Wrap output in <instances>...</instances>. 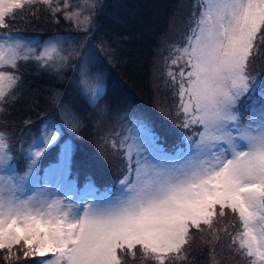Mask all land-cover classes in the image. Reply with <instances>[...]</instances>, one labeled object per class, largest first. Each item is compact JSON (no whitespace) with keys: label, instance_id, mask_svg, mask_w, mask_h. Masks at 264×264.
Returning a JSON list of instances; mask_svg holds the SVG:
<instances>
[{"label":"snow or ice","instance_id":"1","mask_svg":"<svg viewBox=\"0 0 264 264\" xmlns=\"http://www.w3.org/2000/svg\"><path fill=\"white\" fill-rule=\"evenodd\" d=\"M53 3L0 0V28L26 7L44 5L55 16L62 9ZM68 7L65 3L64 18L87 33L91 19L80 20L83 12ZM95 7L96 0L86 5ZM192 9L164 82L178 97L180 126L192 130L181 138L187 147L169 154L149 117L122 113L117 119L133 127L118 143L110 142L113 152L122 153V178L103 191L89 181L86 205L53 198L51 185L30 188L28 177L46 151L58 148V162L50 165L59 181L56 191L60 185L75 190L68 173L77 146L65 126L68 133L84 126L81 102L97 109L102 120L107 115L108 107L99 104L106 92L104 73H92L105 67L102 49L74 48L63 55L56 42L36 55L23 41L0 42V118L16 103L14 90H23L20 63L34 61L58 73L70 58L80 60L76 96L50 98L60 126L29 146L23 175L13 167L20 159L13 157V134L0 125V252L7 264H19L14 249L25 262L40 257L34 264H194L188 256L197 238L211 246V264L233 256L264 264V73L254 74L257 62L264 66V0H195ZM47 127L42 122L41 133ZM229 215L233 221L225 223ZM225 239L230 255L218 260L216 249Z\"/></svg>","mask_w":264,"mask_h":264},{"label":"trees","instance_id":"2","mask_svg":"<svg viewBox=\"0 0 264 264\" xmlns=\"http://www.w3.org/2000/svg\"><path fill=\"white\" fill-rule=\"evenodd\" d=\"M89 2L59 0L56 3L54 0L53 7L62 9L55 16L44 11V5H36L31 10L26 7L17 10L14 18H6L9 26L3 29L30 38L40 48L42 43L62 37L68 46L61 49L63 55H68L74 48L81 51L84 48L91 51L90 46L102 49L100 55L105 67L92 68V73H104L106 92L99 104L108 107L107 115L102 120L97 109L81 102L84 126L73 133H68L65 126V132L77 146L72 153L71 175L80 184L91 178L96 185L106 188L122 177L123 161L119 159L122 153L113 152L110 147V142L128 123L117 119L122 113L140 112L149 117L161 137V144L170 145L183 135L175 115L178 97L173 96L164 82L169 50L178 33L185 28L192 9L189 10L191 0H96V7L88 10ZM65 3L69 5L68 12H83L80 20L91 19L87 33L82 31L83 25L78 28L75 20L64 18ZM79 63L78 57H72L58 73L51 67L41 68L34 61L20 63L18 71L23 76V90L19 87L14 90L18 99L8 109L10 114L0 118V125L6 126L16 143L34 139L42 129V122L59 121L50 98L56 93H64V99L75 98L80 79ZM254 68V74L264 73L260 62ZM247 117L244 113V118ZM54 156H58V148L46 151L43 158L48 163L56 159ZM231 221L233 217L229 215L225 223ZM222 243L224 247L216 249L218 260L230 255L228 241L225 239ZM14 251L21 258L19 264L32 261L25 262L23 253L19 249ZM210 252L211 246L202 245L197 238L191 245L188 259L194 264H211ZM4 254L0 252V264H7L3 260ZM237 261L247 264L246 260L236 256L225 260L224 264H237Z\"/></svg>","mask_w":264,"mask_h":264},{"label":"rangeland","instance_id":"3","mask_svg":"<svg viewBox=\"0 0 264 264\" xmlns=\"http://www.w3.org/2000/svg\"><path fill=\"white\" fill-rule=\"evenodd\" d=\"M194 2H195V0H191V2L189 3V10L192 9V5H193ZM191 12L192 11H190V13ZM184 25H185V23L183 24V26ZM183 35H184V29H181V31L178 33L176 38L173 40V42H174L177 39L176 42L173 44L174 46H181V47L183 46V43H184V41H182V36ZM9 39L23 41L26 46H29V47L35 49V54L36 55L37 54L39 55V53L44 50L43 47H45V46H47L49 44L59 42L58 43V47L60 49H62V48H64V45L67 42L66 39H64L62 37H57V38L49 40L48 42L42 43L43 44V47H42L43 49H42V48L38 47L37 45H35L32 42L31 39L30 40H23L22 38H20L19 34H17L15 31H10V34H7L5 39L0 37V42L6 41V40H9ZM65 47H68V46L65 45ZM172 58H173V51H172V49H170L169 50V54H168V62H170V60ZM3 70L4 71H8V72L14 71L13 69H11L9 67H5ZM165 78H166V76H165ZM47 125H48L47 129L43 133H41L36 139H34L29 145L26 146L25 151H26L27 157H28L29 146L33 145L34 141H39L41 135H43L44 137H47V136L51 135L53 133V131H54V128L56 126H60L59 122L55 121V120H49L47 122ZM132 127L133 126L131 124H129V123L125 124V127L122 128L119 131L120 133L117 136V138L115 139V141H117V140L120 141L124 136L128 135L129 134V129H131ZM132 134L135 135L136 134L135 131H133ZM130 142L131 141H129V143ZM35 150H39V149L36 148L35 146H33L32 147V151H35ZM50 165H52V164H50ZM50 165L45 166L42 169L41 162L39 160L38 165L36 166V168L33 170V172L28 177L29 187L31 188V187L39 186L41 188H45L47 185H51V187H48L47 190L53 196V198L65 199V197H69L70 201L69 200H65V203H69L70 202L73 205H76V204H80L81 201H83L84 204L86 205L87 200L91 198L90 196L86 195L88 193L89 189L86 188L85 190H83L82 193H80L81 195L78 196V197H80V199H77L75 197L76 192H81V191L76 190L77 189L76 186H75V190L74 191H67V190L64 189V187L62 185H60V191L57 192L56 188L59 185V181L52 178V175H51V172H50ZM13 167H16L15 164H13ZM24 172L23 173H19V174L23 175ZM93 195H98V193L97 194H93ZM81 214H82V209H81Z\"/></svg>","mask_w":264,"mask_h":264}]
</instances>
